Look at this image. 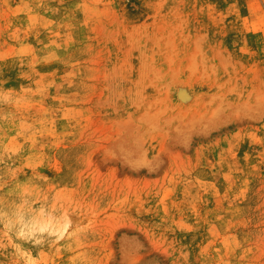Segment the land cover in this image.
Instances as JSON below:
<instances>
[{
	"label": "rangeland",
	"instance_id": "obj_1",
	"mask_svg": "<svg viewBox=\"0 0 264 264\" xmlns=\"http://www.w3.org/2000/svg\"><path fill=\"white\" fill-rule=\"evenodd\" d=\"M0 264H264V0H0Z\"/></svg>",
	"mask_w": 264,
	"mask_h": 264
},
{
	"label": "bare ground",
	"instance_id": "obj_2",
	"mask_svg": "<svg viewBox=\"0 0 264 264\" xmlns=\"http://www.w3.org/2000/svg\"><path fill=\"white\" fill-rule=\"evenodd\" d=\"M183 92V91H182ZM181 93V92H180Z\"/></svg>",
	"mask_w": 264,
	"mask_h": 264
}]
</instances>
